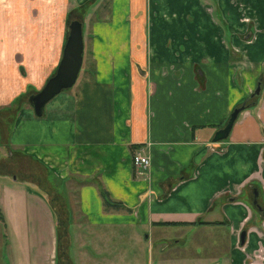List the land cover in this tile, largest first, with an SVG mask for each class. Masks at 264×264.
Here are the masks:
<instances>
[{
    "label": "crops",
    "instance_id": "obj_1",
    "mask_svg": "<svg viewBox=\"0 0 264 264\" xmlns=\"http://www.w3.org/2000/svg\"><path fill=\"white\" fill-rule=\"evenodd\" d=\"M104 7L106 16L94 25ZM69 20L83 24L86 71L37 117L14 102L54 74ZM258 85L260 96L240 113L229 138L214 143ZM4 102L19 108L10 144L63 186H76L73 224L83 264H131V243L140 237L150 251L159 248L156 263L148 264H173L174 249L190 241L216 244L219 234L228 264L247 258L264 264V222L247 204L253 186L264 205V0H0ZM141 149L151 161L145 170L132 163ZM2 187V239L15 225L8 212L18 213L13 198L21 195L47 209L55 234L51 207L36 187ZM101 189L126 209L106 207ZM35 209L24 208L27 218ZM167 230L182 234L170 239Z\"/></svg>",
    "mask_w": 264,
    "mask_h": 264
},
{
    "label": "rangeland",
    "instance_id": "obj_2",
    "mask_svg": "<svg viewBox=\"0 0 264 264\" xmlns=\"http://www.w3.org/2000/svg\"><path fill=\"white\" fill-rule=\"evenodd\" d=\"M106 13L107 7H104L100 11L98 10L94 15V19L96 20L94 21V25L99 23V19L105 17ZM73 15H75L74 12L71 14V18H74ZM86 37L91 38V33ZM7 38L10 39L9 36ZM85 71L86 69L83 67L76 83L77 86L80 84ZM42 85H28V89L23 94L36 90L39 92L38 90H41L44 87H42ZM36 93H32L31 95ZM15 103L16 102H14V105H21ZM7 104L8 103L4 102V104L0 105V193L3 191L2 185H9V187L12 186L15 189L20 188V191L22 190V187L25 189L27 187H36L34 192L47 198L48 205L51 207L55 219V234L51 223L49 222L47 209H45L43 205L40 203H33L22 195L21 197L14 196L13 204L15 207H18L19 210L18 213L14 212L13 214L8 212V216L14 218L15 225L12 230L8 226V232H6V234L3 232L6 236L3 239L0 237V264H32L29 261L30 256L37 261L36 264H64L68 262L67 258L69 257L71 264H83L82 261H79L77 258L75 244V236L77 233L74 222L76 218H79V214L77 213L78 199L76 186L70 188L64 186L63 189L60 188V182L58 179H55L54 183L52 178L47 175L48 172L45 174V170L40 165L29 158L24 157L20 149H17L10 144V136L16 121V113L19 108L13 106L9 108ZM26 104L27 101L23 105ZM27 107L32 109V107L28 105ZM25 114L26 112H24V116ZM49 179L52 180V183H50ZM53 184H55V188ZM50 188H52L54 192H51ZM27 205H33L36 208L35 214L30 218H27V215L24 212V208ZM3 215L4 213H1L0 211V216L2 217ZM1 220H4L3 217ZM32 222H34L36 226L35 228L33 227ZM57 224H60V226H62V224L68 225L67 235L69 234L70 236V244L68 250L66 249V252H68L67 258L61 256L59 251L57 244ZM5 226V223L0 222V228L3 229V231L6 228ZM1 229L0 234L2 232ZM139 232L143 234L141 229ZM181 234V231L167 230L163 236L171 239ZM220 238H222V235L219 234L218 239H216V244L213 242L206 243L190 241L186 245L174 249L172 253V263L218 264L213 260L220 258L222 259L220 264H228L224 259L226 257L227 245L224 243L219 245L221 241L225 242V239L220 241ZM148 246V243L145 242L142 237H140L139 242L135 239L132 240L131 249L133 254L131 257V264H148L150 258L151 260L153 258V262L156 263L157 257L159 256V248L155 245L153 250L151 249L150 251ZM178 255L180 256L175 258ZM26 257H28V261L26 260ZM169 259L170 257H166L167 261Z\"/></svg>",
    "mask_w": 264,
    "mask_h": 264
},
{
    "label": "water",
    "instance_id": "obj_3",
    "mask_svg": "<svg viewBox=\"0 0 264 264\" xmlns=\"http://www.w3.org/2000/svg\"><path fill=\"white\" fill-rule=\"evenodd\" d=\"M84 61V36L83 24L79 20H73L69 24L67 41L63 56L56 73L49 78L45 86L29 98L37 117L44 115L46 105L65 90L71 89L77 82ZM257 91L256 94H259ZM245 106L236 109L230 116L226 126L216 132L213 142L225 141L229 138L235 122Z\"/></svg>",
    "mask_w": 264,
    "mask_h": 264
},
{
    "label": "trees",
    "instance_id": "obj_4",
    "mask_svg": "<svg viewBox=\"0 0 264 264\" xmlns=\"http://www.w3.org/2000/svg\"><path fill=\"white\" fill-rule=\"evenodd\" d=\"M70 22H71V20L68 21V24ZM30 95H31L30 93L22 94L20 96L19 100H17L15 104H21L23 106V104L27 101V105H30V103H29ZM256 99L257 98H255V99L252 98V99H249V100L245 101L244 105H245L246 109L249 108L251 103H253V100L256 101ZM137 151H139V150H137ZM137 151H136V153H137ZM22 155H24V157L29 158L23 151H22ZM132 163H133V158H132ZM48 176L50 178H52L53 182L55 183V179L56 178L52 177L51 174H49V173H48ZM49 180H50V183H52V180L51 179H49ZM19 181H21V180H19ZM59 182H60V188L63 189V187H64L63 186L64 185L63 182H61L60 180H59ZM53 185H54V188H55V184H53ZM53 185H52V188H53ZM52 188H50L51 192H54V190ZM101 196H102V198L104 200V203H105L106 207L113 208V209H116V210L126 209L123 204L112 201L111 198L109 197V195L107 194V192L105 190H103V189H101ZM53 209H54V207H53ZM57 227H58V242H57V244H58V247H59V251H60L61 256H64L65 258H67L68 252H66V249L68 250V247H69V244H70L69 243L70 242V236H69V234L67 235V233H68V231H67L68 225H63L62 224V226H60V224H57ZM60 227H63V228H60ZM69 258H67L68 262H66L64 264H71Z\"/></svg>",
    "mask_w": 264,
    "mask_h": 264
},
{
    "label": "flooded vegetation",
    "instance_id": "obj_5",
    "mask_svg": "<svg viewBox=\"0 0 264 264\" xmlns=\"http://www.w3.org/2000/svg\"><path fill=\"white\" fill-rule=\"evenodd\" d=\"M216 20V19H215ZM224 44H226L227 45V47L229 48V50L231 49V52L233 53V54H239V50L237 49V48H234V47H231L227 42H225ZM83 63H84V61H83ZM258 90H260L259 91V94H256L257 93V91ZM260 94H261V86H259L258 85V87L256 88V90L245 100V101H247V100H249V99H255V98H258L259 96H260ZM244 103L245 102H243V104H241V106H243L244 105ZM240 105H238V106H236L235 107V109L233 110V112L236 110V109H239L240 107H241ZM245 106V105H244ZM245 109H246V107H245ZM232 112V113H233ZM231 113V114H232ZM231 114H230V116H231ZM240 115V114H239ZM239 117V116H238ZM230 118V117H229ZM229 120V119H228ZM228 122V121H227ZM236 123V122H235ZM227 124V123H226ZM226 126V125H225ZM224 126V127H225ZM223 127V128H224ZM222 128V129H223ZM218 132V131H217ZM252 188V190L254 191V194L250 197V201H248L249 203H247L246 201L244 202V198L240 195L239 196V201H241V202H244V203H247V204H249V206H251V207H253V208H258L259 210V214L262 216V218H261V220L259 221V225H261L263 222H264V205H262L261 203H260V189L258 188V187H251ZM247 227H245V229H244V232L241 234V237H240V240H239V248H244L245 247V245H246V242H247ZM257 255V258L260 260V259H263L262 257H263V255H262V252H259L258 254H256ZM261 262H264V261H261ZM245 263L246 264H256L255 263V261H253L252 259H249V258H247L246 259V261H245Z\"/></svg>",
    "mask_w": 264,
    "mask_h": 264
},
{
    "label": "built area",
    "instance_id": "obj_6",
    "mask_svg": "<svg viewBox=\"0 0 264 264\" xmlns=\"http://www.w3.org/2000/svg\"><path fill=\"white\" fill-rule=\"evenodd\" d=\"M133 166L138 170H145L151 166V161L149 156L144 154V151L139 150L133 156Z\"/></svg>",
    "mask_w": 264,
    "mask_h": 264
}]
</instances>
